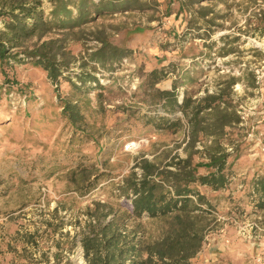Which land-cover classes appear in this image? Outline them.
Returning a JSON list of instances; mask_svg holds the SVG:
<instances>
[{
  "label": "rangeland",
  "instance_id": "obj_1",
  "mask_svg": "<svg viewBox=\"0 0 264 264\" xmlns=\"http://www.w3.org/2000/svg\"><path fill=\"white\" fill-rule=\"evenodd\" d=\"M41 1L48 15L50 0ZM138 2L142 8L131 2L128 11L99 16L92 6L80 16L69 5L77 28H53L41 41L29 40V48L48 39L63 45L58 62L66 68L58 82L30 63L0 65V264H88L81 239L113 217L138 237L158 233L147 218L122 216L129 208L122 180L140 172L141 160L191 154L193 165L207 164L212 141L200 132L189 146L185 114L153 103V70L165 73L155 88H174L179 104L238 81L222 101L235 106L240 122L218 142L228 155L229 183L220 191L192 186L212 209L202 249L189 264H264V208L250 194L252 182L264 177V0ZM101 41L108 49L95 54ZM80 73L99 85L87 84L86 96L67 81L79 84ZM73 93L85 117L75 127L61 116L63 99ZM160 115L179 124H146V116ZM211 171L197 167L198 175Z\"/></svg>",
  "mask_w": 264,
  "mask_h": 264
},
{
  "label": "trees",
  "instance_id": "obj_2",
  "mask_svg": "<svg viewBox=\"0 0 264 264\" xmlns=\"http://www.w3.org/2000/svg\"><path fill=\"white\" fill-rule=\"evenodd\" d=\"M122 1L120 5L115 2ZM183 1V0H179ZM200 4L212 0H190ZM51 11L45 15L41 0H0V65H18L30 63L40 67L51 82L63 78L62 70L66 66L58 62L59 55H64V47L60 41L48 39L32 48L27 42L34 37L38 41L53 28L75 29L79 25L68 9L71 5L76 14L83 16L87 6H92L97 16L104 11H128V4L141 3L138 0H50ZM118 4V3H117ZM106 5H109L108 8ZM61 24V25H59ZM64 24V25H63ZM59 25V26H58ZM102 47L95 54H101L107 47ZM108 49V47H107ZM113 50V51H112ZM109 55L117 52L111 48ZM104 56L96 60L103 62ZM165 78L163 70H153L149 73V87L153 103L168 114L176 110L185 114L191 128L188 145L194 146L201 132L211 138L212 146L205 148L207 164H192V155L185 159H173L170 162L141 160L137 163L140 172H130L119 187L120 194L129 201L127 211L122 216L130 219L143 220L147 218L157 232L138 237L136 230H121L116 224V218L98 227L96 232L85 235L81 239V247L88 264H189L202 249L204 235L210 226L209 216L212 205L207 197L192 186H203L211 191L224 190L229 183L230 174L226 170V157L221 149L219 139L226 128H231L240 121L235 106L222 101L225 90L238 83L230 78L223 89L205 95L197 101L183 99L179 104L178 93L172 90L155 88ZM77 83H71L74 93L87 95V84L98 82L84 73L76 76ZM70 94L61 103V116L75 127L84 123L81 99ZM77 98V99H76ZM86 100L85 103H89ZM146 124H152L156 129L172 128L179 124L164 115L146 116ZM205 166L212 169L206 175H198L197 167ZM76 173L73 171L71 174ZM84 174V170L82 171ZM81 173V174H82ZM85 175L80 176V181ZM251 195L259 198L258 206L264 208V177H257L251 185ZM192 197L195 198V202ZM120 219V218H119Z\"/></svg>",
  "mask_w": 264,
  "mask_h": 264
},
{
  "label": "built area",
  "instance_id": "obj_3",
  "mask_svg": "<svg viewBox=\"0 0 264 264\" xmlns=\"http://www.w3.org/2000/svg\"><path fill=\"white\" fill-rule=\"evenodd\" d=\"M129 148H130V146L127 147V149H129Z\"/></svg>",
  "mask_w": 264,
  "mask_h": 264
}]
</instances>
